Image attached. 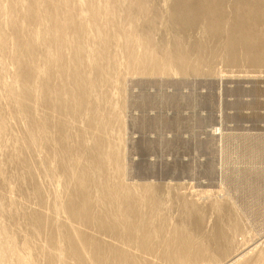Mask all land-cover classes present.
I'll list each match as a JSON object with an SVG mask.
<instances>
[{"label": "rangeland", "instance_id": "1", "mask_svg": "<svg viewBox=\"0 0 264 264\" xmlns=\"http://www.w3.org/2000/svg\"><path fill=\"white\" fill-rule=\"evenodd\" d=\"M133 1L140 19L124 2L0 0V264H206L203 241L232 222L243 247L235 237L210 264H264V106L252 97L264 66L220 57L240 37L230 16L233 32L210 15L195 27L215 0ZM227 1L264 27V0ZM175 7L187 28L167 24ZM187 37L218 45L217 60L172 70L170 41ZM137 51L159 69L138 68ZM178 206L195 230L176 225ZM132 223L151 232L138 250L124 240Z\"/></svg>", "mask_w": 264, "mask_h": 264}, {"label": "bare ground", "instance_id": "2", "mask_svg": "<svg viewBox=\"0 0 264 264\" xmlns=\"http://www.w3.org/2000/svg\"><path fill=\"white\" fill-rule=\"evenodd\" d=\"M109 1H111V2H117V4H121V3H125V11L124 12H127V11H130L132 8V10H134L135 8L133 7V5L134 6H136V8H137V10H136V12L135 11H133L134 12V14L136 13L137 14V16L135 17L136 19L138 18V16H140L139 17V19L141 18V17H143L144 16V14L146 13V9L145 8H141V9H139L140 7H138V5H136L135 3H134V1L133 0H109ZM177 1V0H176ZM212 2H213V0H211ZM210 1V2H211ZM232 1V0H231ZM243 1V0H242ZM212 2H211V5H212ZM215 2V4H213L212 6H209V4H208V6H206L205 5V7L203 6L204 4H202V8L204 7V8H209L208 9V11H207V13H205L204 11L202 12V13H204L202 16H198V14L200 15V13H198L196 16H197V18L195 17V19H194V25H195V23L197 24V25H201L202 27H206V25L207 24H209V22H208V16L209 17H212V20L214 21V23L217 25V26H219V27H222V29L223 30H226V29H228L229 27L231 28V26L229 25V24H231L232 25V21H233V25L234 26H236V27H238V31L240 32V37H242V36H245V34H246V37H247V33H254V36L259 40V43H257L256 42V44L257 45H243L242 43H240L241 41H242V38L240 39V37H239V35H238V38H233L232 36H233V34H232V32L234 31V30H232V29H236V27L234 28H229V30L230 31H232L231 32V34L232 35H230L227 31L225 32V31H223V32H225V33H228L231 37H229L228 36V38L226 37L227 36V34H226V38L228 39L227 41H226V43H228V44H226L225 46H222V47H226L227 46V48L226 49H224V48H222L223 49V51L222 50H220V51H222L223 53H224V55L222 54V55H220V54H218V55H220V57L221 58H224L225 60H226V62H237L238 61V59L240 58V61L242 60L241 58H245V59H247V61H250V63L252 62L253 64L254 63H258V65H259V63L261 62V64H262V66H264L263 65V63H264V27H262V28H258V31L256 32V29H255V24H256V20H254L256 17H258V14L257 15H254V19L253 20H251L253 17H252V15L253 14H251L252 13V11H251V9H250V4L247 2V4H248V8H249V10H250V12H249V10H247V11H245L244 13H250V15H251V18H250V15L249 16H247V13H246V15L245 14H243V13H240L239 12V10H238V8L234 5H232L231 4V2H228V3H226L225 2V0H215L214 1ZM236 2V1H235ZM234 2V0H233V3H235ZM237 2H238V0H237ZM236 2V3H237ZM239 3H240V1H239ZM242 3V2H241ZM239 4V5H243V8H242V6H241V8H240V10L241 9H244V10H246L247 9V7L246 6H244V4ZM259 3V5H258V7L259 8H255L256 10H258V11H262L264 8H262V10L260 9L262 6H264V5H260V3H262V1H259L258 2ZM238 4V3H237ZM264 4V3H263ZM88 5V7H89V4H87ZM231 5V6H230ZM252 5V4H251ZM86 6V5H85ZM233 6V7H232ZM253 6H255V7H257L256 6V4L255 5H253ZM173 7H174V5H173ZM229 7V8H228ZM240 7V6H239ZM244 7H246V8H244ZM253 9V8H252ZM254 9V10H255ZM253 10V11H254ZM109 11V10H108ZM193 11V10H192ZM206 11V10H205ZM242 11V10H241ZM179 12V8H178V10L176 9V7L175 8H172V13H171V17L169 18V23H167V24H170L171 22H173L174 23V21H176V20H178V19H183L182 20V22H180V24H181V26L185 29V27L187 28V26L191 23L192 24V22L193 21H191L192 20V18L190 19V16H192L191 15V13L189 12L184 18L182 17L181 18V13L179 14L178 13ZM256 12V11H255ZM257 13V12H256ZM118 14H120V15H122V11L120 10V11H118ZM186 13H184V15H185ZM194 14V13H193ZM228 14V15H227ZM263 14V12L261 13V15ZM178 15H180V18H179V16ZM243 15H245V16H247L248 18H246V17H244ZM260 14H259V16H261ZM264 15V14H263ZM262 15V16H263ZM195 16V15H194ZM230 16V19H232V20H230L229 21V17ZM256 16V17H255ZM262 16H261V18H262ZM122 17H123V20L125 19V17L122 15ZM264 17V16H263ZM176 18H178V19H176ZM194 18V17H193ZM136 19H135V21H136ZM211 19V18H210ZM258 19V18H257ZM261 20V19H260ZM181 21V20H180ZM229 21V24L227 23ZM252 21H255V24L254 25H252L253 23H252ZM127 24H121V23H119L120 24V26H123V27H131L132 25H131V20H128V22L127 21H125ZM137 22V21H136ZM150 22V21H149ZM177 23H179L178 21H176L175 22V24H177ZM211 23V22H210ZM262 23V22H261ZM150 24H151V22H150ZM190 24V25H191ZM263 24V23H262ZM148 25V24H147ZM146 25V26H147ZM194 25H192V26H194ZM211 24H209L208 26H207V28L210 26ZM215 25V26H216ZM257 25V24H256ZM260 26V25H259ZM258 26V27H259ZM87 27V26H86ZM147 27H149V26H147ZM173 27V26H172ZM191 27V26H190ZM195 27H197L196 25H195ZM210 27H213V25H211ZM257 27V26H256ZM261 27V26H260ZM180 28V27H179ZM192 28V27H191ZM203 28V29H204ZM143 29V28H142ZM150 29H151V27H150ZM149 29V30H150ZM177 29H178V26H177ZM202 29V30H203ZM148 30V31H149ZM175 30H176V27H175ZM179 31V30H178ZM181 31V30H180ZM229 31V32H230ZM114 32H116V31H114ZM151 32V31H150ZM181 32H183V31H181ZM143 33H145V32H143ZM183 33H185V35H187L186 34V32H183ZM182 33V34H183ZM244 34V35H243ZM205 35V34H204ZM225 35V34H224ZM86 36V35H85ZM117 36V35H116ZM189 36V35H188ZM191 36V35H190ZM236 36H237V34H236ZM249 36H250V34H249ZM3 37H5V35H1L0 34V41H1V39H3ZM188 38L189 37H187V40H181V39H177V38H175L174 40H172V41H170V43L172 44V49H171V51L169 52L168 51V49H167V55H166V57H165V59H169L170 61H175V65L173 66V67H171L172 68V70H176V71H179V72H189V74H190V71L191 72H199V71H202V70H204L203 69V66L204 65H207V63L208 62H210V61H212V59H215L216 57H215V53H214V49H215V47H217L218 45H214L215 47H212L211 45H208V44H206V43H204V42H200V43H197V44H195V43H193V42H190V41H188ZM198 38V37H197ZM202 38V37H201ZM201 38H200V40H201ZM183 39V38H182ZM185 39V38H184ZM254 39V38H253ZM167 40V39H166ZM190 40V39H189ZM192 40V39H191ZM221 40V39H220ZM243 40H245L244 38H243ZM198 41V40H197ZM205 41H206V39H205ZM229 41L231 42L230 44H231V48L229 47ZM162 42V41H161ZM221 42V41H220ZM223 42H224V40H223ZM243 42V41H242ZM255 42V41H254ZM253 42V43H254ZM159 43V42H158ZM166 43H167V41H166ZM165 43V44H166ZM186 43V44H185ZM210 43V42H209ZM214 43V42H213ZM215 43H216V41H215ZM245 43V42H244ZM150 44L152 45V43L150 42ZM171 44H169V45H166V46H170ZM211 44V43H210ZM219 44H223V43H219ZM237 44L238 45H240V47H237ZM156 46H157V44H156ZM153 47V46H152ZM171 47H169V48H171ZM221 47V46H220ZM230 49H229V48ZM156 48V47H155ZM158 48V47H157ZM219 48V47H218ZM217 49V48H216ZM221 49V48H220ZM156 51V50H155ZM219 51V50H218ZM221 53V52H220ZM239 54H241V55H239ZM99 55V54H98ZM135 55H136V64L138 63V68H140L141 70H146V69H149V71L151 70V71H156V70H158L159 69V67H157V66H154L153 64H151V60H149V58H146L145 56H141V53L139 52V51H137L136 53H135ZM237 56H240V57H238L237 58ZM215 57V58H214ZM163 58V57H162ZM168 60V61H169ZM216 60H217V58H216ZM218 60H221L222 61V59H218ZM243 61V60H242ZM241 61V62H242ZM158 63H160V62H158ZM223 64V63H222ZM169 65H170V63H169ZM228 65V64H227ZM237 65V64H236ZM258 65H256V66H258ZM255 66V65H254ZM208 70V69H207ZM210 71V70H209ZM203 73V72H202ZM216 129H219L218 127H213V130L215 131ZM94 174V173H93ZM92 174V175H93ZM161 190V189H160ZM165 191V190H164ZM169 191V190H168ZM172 192V191H171ZM170 192V193H171ZM165 193V192H164ZM164 193H159V194H163L164 195ZM169 193V192H168ZM174 194V193H173ZM172 194H169V196H171ZM175 195V194H174ZM162 196V195H161ZM160 195H158V194H156L155 195V198L157 199V200H159V198L161 197ZM167 196V195H166ZM176 196V195H175ZM162 198H164V197H162ZM162 198H160L161 200H162ZM166 198V197H165ZM169 198V197H168ZM171 199L173 200L174 198L171 196ZM164 201H165V199H164ZM170 201V200H169ZM174 201V200H173ZM172 202V201H171ZM176 202V201H175ZM176 204L178 205V202H176ZM176 204H175V206H176ZM159 206V205H158ZM140 207V206H139ZM150 207V205L147 203L146 204V208L148 209ZM180 206H178V209H180V213L178 212L179 210H177V213H176V215L174 214V216H176V217H178V220L176 221L178 224H176L179 228H182V229H184V230H187V231H190L191 229H194L195 227L197 228V221L195 220V219H188V218H186V216L188 215H185V213H187V212H181L182 210H183V207H181V208H179ZM198 207V206H197ZM205 207V206H204ZM96 208V207H95ZM123 208L124 209H129V210H131V211H133V212H135V213H138V211H139V209H138V207H136L135 205H133L132 204V202L131 203H125L124 205H123ZM162 208V207H161ZM170 208V207H169ZM200 208H202V207H200ZM199 208V209H200ZM221 208V207H220ZM166 209H168V208H166ZM165 209V210H166ZM187 209H189V208H187ZM184 210H186V208L184 209ZM200 210H202V209H200ZM204 210V209H203ZM171 211V210H170ZM176 211V210H175ZM175 211H174V213H175ZM188 211V210H187ZM197 211H199V210H197ZM222 211V210H221ZM165 212V211H164ZM204 212H206V211H204ZM166 213V212H165ZM164 213V216L166 217V216H168V217H171V216H169V215H166ZM168 213H170V212H168ZM173 212H171V214H172ZM189 213V212H188ZM193 213V212H192ZM223 213V212H222ZM230 213H231V211H230ZM194 214V213H193ZM223 216H224V214H222ZM232 215V214H231ZM199 216V215H198ZM167 217V218H168ZM214 217V216H213ZM166 218V219H167ZM237 218V217H236ZM170 219H172V217L170 218ZM173 219H174V217H173ZM201 220V219H200ZM221 220V219H220ZM235 220V219H234ZM234 220H231V221H234ZM228 221H229V219H228ZM221 222V221H220ZM230 222V221H229ZM239 222V221H238ZM144 223H150L149 221L148 222H144ZM224 223H225V221H224ZM216 224V223H215ZM218 224V223H217ZM229 224V223H228ZM132 226H130V229H129V233L126 235V237H124V240H127L128 242H129V244L131 245V247H133L134 249H136V250H138V247H139V245L137 244V245H134L133 244V241L135 240V239H139V236L142 234V233H145V234H149V233H151L150 231H147V229H145V228H147L146 227V225H140L139 227H136L133 223L131 224ZM238 224L237 223H235V222H232V224L231 225H227V224H222V225H218L217 227H215L214 229H213V227H212V231L211 232H213V237H209L208 236V238H205L206 240H204L203 242V244H202V246H201V250L202 251H206L207 252V254L209 255L208 257H207V261H206V264H210V261L209 260H211L210 259V257L212 258L213 256H215V255H217V254H220V253H223L224 254V252L226 251V250H228L229 248H230V246H232L233 247V245H230L231 243H232V241H234L235 239H237L238 240V238L234 235V233H237V228H238ZM204 227L205 226H203V229H204ZM208 227V226H207ZM240 227V226H239ZM195 228V229H196ZM201 228H202V226H201ZM201 228H199V229H201ZM194 229V230H195ZM207 229V228H206ZM240 229V228H239ZM239 229H238V231H239ZM216 230V231H215ZM197 231H198V229H197ZM195 232V233H198V232ZM236 231V232H235ZM200 232H202V230L200 231ZM210 232V233H211ZM200 234V233H199ZM202 234V233H201ZM206 234H207V232H206ZM208 234H209V232H208ZM212 234V233H211ZM219 234V236L217 237V236H214V235H218ZM238 235H239V233H237ZM236 237V238H235ZM241 237V236H240ZM235 238V239H234ZM203 239V238H202ZM241 239V238H240ZM239 239V240H240ZM237 240H235V242L237 241ZM238 240V241H239ZM240 242V241H239ZM234 243V242H233ZM237 243V242H236ZM239 244V246L241 245V247H243L242 245H243V243H238ZM92 245V244H91ZM246 246V245H245ZM230 248V249H234V248ZM96 248V247H95ZM250 250V249H249ZM161 252V251H160ZM140 253V252H139ZM225 253H227V252H225ZM245 253V252H244ZM228 255V254H227ZM241 256H243V253H241V255H238V257L237 258H235V256L234 257H232V258H230L229 260H226V261H222L223 263L222 264H233V263H235L237 260H239L240 258H241ZM220 257V256H219ZM130 258V257H129ZM205 258V257H204ZM251 259V258H250ZM192 260V259H191ZM209 262V263H208ZM211 263H213V262H211ZM181 264H193V260L191 261V262H189V263H186L185 261L183 262V263H181Z\"/></svg>", "mask_w": 264, "mask_h": 264}, {"label": "water", "instance_id": "3", "mask_svg": "<svg viewBox=\"0 0 264 264\" xmlns=\"http://www.w3.org/2000/svg\"><path fill=\"white\" fill-rule=\"evenodd\" d=\"M258 93H260V94H263L264 95V89H258V87H253V94H252V97H253V106L254 107H257V106H259V105H261V106H264V102L263 103H260V102H258L257 100H256V96L258 95Z\"/></svg>", "mask_w": 264, "mask_h": 264}]
</instances>
